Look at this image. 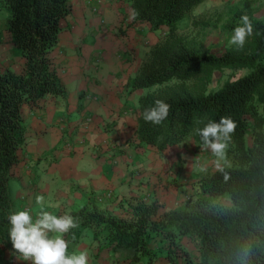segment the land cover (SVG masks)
Segmentation results:
<instances>
[{"label":"trees","instance_id":"16d2710c","mask_svg":"<svg viewBox=\"0 0 264 264\" xmlns=\"http://www.w3.org/2000/svg\"><path fill=\"white\" fill-rule=\"evenodd\" d=\"M129 1L135 20L153 30L166 28L133 79L134 88L154 87L139 98L136 146L163 150L188 137L204 146L195 130L228 115L237 123L227 150L232 163L203 174L197 182L200 195L173 209L160 210L157 200L141 197L119 204L124 215L85 203L70 212L79 227L70 230L69 241H78L89 228L102 250L125 255L123 264H153L162 249L176 264H264V19L236 11L227 30L233 34L247 14L254 35L243 49L229 45L212 54L177 32V22L203 0ZM0 2L8 11L10 42L23 59L20 72L0 65V246L6 247L11 242L8 216L14 213L8 182L29 154L24 112L42 107L47 96L65 95L53 51L71 5L69 0ZM225 68L247 72L208 89L212 73ZM158 99L171 109L156 126L143 113ZM183 238L193 243V252L182 246Z\"/></svg>","mask_w":264,"mask_h":264},{"label":"crops","instance_id":"0c3cea01","mask_svg":"<svg viewBox=\"0 0 264 264\" xmlns=\"http://www.w3.org/2000/svg\"><path fill=\"white\" fill-rule=\"evenodd\" d=\"M69 2L71 9L61 20L53 51L65 95L47 96L42 107L24 112L29 154L21 161L24 166L19 179L23 188L17 193L24 203L21 207L15 204L14 212L29 211L35 218L41 211L36 204L38 195L44 197L43 210L53 209L57 216L70 215L93 202L122 214L119 204L126 206V200L132 197L157 200L160 210H169L161 209L165 200L160 195L167 185L161 176L166 170L182 167L189 172L194 168L195 155L181 150L179 144L163 150L136 146L139 98L154 87H133L135 75L150 49L163 38L164 28L153 30L149 23L132 19L129 0ZM19 61V68L10 69L20 72L23 59ZM26 113L32 115L30 129ZM29 160L35 170L25 165ZM43 162L45 169L39 170ZM25 178H33L34 184H26ZM186 180L195 183L194 178ZM35 206H39V212L33 211ZM70 236L71 232L63 235L69 255L84 251L88 264H123L125 255L102 250L103 243L93 238L91 229L87 228L74 243L69 241ZM187 240L183 238L181 243ZM117 255L122 258L117 259ZM0 264L30 262L14 254L10 242L0 246ZM153 264L176 263L162 249Z\"/></svg>","mask_w":264,"mask_h":264},{"label":"rangeland","instance_id":"374dc122","mask_svg":"<svg viewBox=\"0 0 264 264\" xmlns=\"http://www.w3.org/2000/svg\"><path fill=\"white\" fill-rule=\"evenodd\" d=\"M239 10H241L243 13L251 12L256 18L264 19V0H203L199 5L196 6L190 15L185 16L177 22V32L187 39L195 40L203 50H206L212 54L222 53L223 50L230 45L228 41L232 35V33L227 30L226 24L229 21H232L231 18L233 14ZM7 16V8L2 7V3L0 2V65L2 67L8 68H19V66H21L19 61L20 55L12 47L8 32L6 31ZM164 32H166V28H164ZM246 72L247 69L231 70L225 68L222 70H215L212 73L211 81L207 87L210 90L216 89L226 79H234L245 74ZM26 116L30 129V127L34 124L30 123L32 120V115H28L26 113ZM246 141L248 144L251 143V135H246ZM178 146H180L181 150L187 149L195 155L194 168L190 169L192 171L189 170V172L184 170L183 167L181 170H166V172H164V174L161 176V179L167 185L165 187L163 186V191H165V193H161L160 195L165 200L161 202V209H172L175 205L183 203L182 201L185 202L188 200L189 197L190 199L194 200L200 195L197 187L199 178L207 171L211 172L216 169V158L212 155L211 150L205 148L204 146H198L192 137H188ZM231 163L232 157L229 153H227V164ZM26 164L32 166L31 169L35 170V164L33 161L29 160L25 163V165ZM23 166L24 164L20 162L18 166L14 168L13 171L16 174V177L10 178L8 182V191L13 207L15 204H20L21 207V205L24 203L23 200L17 196L18 191L23 188L22 179H19L23 170ZM45 166L46 163L43 162L40 166L41 169L39 170H44ZM202 168L206 170L202 171ZM24 170L29 169L24 167ZM189 178H194L195 183L192 184L186 180ZM25 180L26 184H34L33 178L32 180L25 178ZM187 195L189 196L188 198ZM183 197L184 199L180 200V198ZM170 199H172L173 203L170 202ZM215 200L228 203V201L223 198H216ZM38 207L39 206H35L33 211L37 210V212H39ZM52 213L55 214L56 211L52 209ZM182 246L188 249L190 252H193L194 250V245L190 240L185 241ZM116 258H122V255H117ZM183 264L186 263L183 262Z\"/></svg>","mask_w":264,"mask_h":264},{"label":"clouds","instance_id":"9594fccd","mask_svg":"<svg viewBox=\"0 0 264 264\" xmlns=\"http://www.w3.org/2000/svg\"><path fill=\"white\" fill-rule=\"evenodd\" d=\"M134 18L133 15L132 19ZM253 35L251 19L244 14L228 42L237 49H243L248 38ZM170 109V104L158 99L154 106L145 109L143 118L146 122L159 126L168 118ZM236 128L237 123L232 117L224 115L220 117L219 122L209 120L202 128L195 130L204 147L210 149L216 158L215 165L220 171H223V165L227 164V150ZM36 204L40 206L41 211L35 218L29 211H16L8 216L9 238L14 254L30 264H88L86 252L68 254L69 244L63 238L70 230L79 227L77 220L69 214L57 216L43 210L42 195L36 197Z\"/></svg>","mask_w":264,"mask_h":264}]
</instances>
